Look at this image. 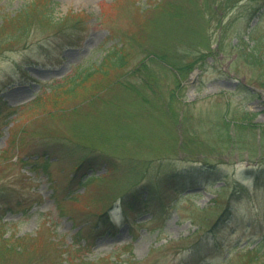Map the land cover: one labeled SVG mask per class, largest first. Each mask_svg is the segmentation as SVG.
Instances as JSON below:
<instances>
[{"label":"rangeland","instance_id":"rangeland-1","mask_svg":"<svg viewBox=\"0 0 264 264\" xmlns=\"http://www.w3.org/2000/svg\"><path fill=\"white\" fill-rule=\"evenodd\" d=\"M29 1L0 0V23L4 16L13 15ZM50 1L54 15L61 16L70 11L83 12L86 23L79 33L69 29H52L37 35L32 33L26 46L18 45L0 54V150L4 145L10 147L9 135L18 131L23 126L22 122L34 113L30 109L27 112L24 110L33 97L47 90L48 85L58 78L70 74L75 67H84L99 60L113 44L121 45L119 32L131 24L135 16V4L145 9L155 0ZM243 8L244 6L239 5L223 19L227 24V51L218 52L215 49L219 29L214 19L208 27L213 48L211 53L208 54L207 49L201 46L205 53L202 59H197L200 47L198 45L195 51L192 44L199 42L201 37L194 32L190 36L193 41L182 42V48L187 52L183 61L191 63V67L185 69L180 89H176L173 84V74L170 71L162 70L155 62H148L157 69V74L154 75L157 76L159 88L156 89L159 93H144L149 97L156 96V103L162 105V108L163 103L174 107L178 115L177 143L190 138L187 136L188 130L199 138V141H195L196 145L191 142L190 146H186L189 151L176 148L166 164L163 162L153 168L148 178L156 180L160 192L165 196L164 201L159 196L148 208L129 211L133 214L127 221L123 220L121 210L113 209L112 219L115 225L105 226L103 219L96 221L89 211L81 212L85 207L83 202H90L88 198L83 201L85 196L82 197L86 187L90 189V186L78 183L73 177L81 176L85 165L73 171L75 159L63 152L66 150L64 147H59L54 142L56 140L31 132L24 138L19 153L11 146L3 159L0 158V185L10 187L6 197L13 201L21 199L20 205L13 210L0 206V224L4 225L0 239L9 234L34 236L40 229L38 233H42L41 238L51 241V235L43 229L51 225L56 235L62 237L61 241L66 244L73 243V235L83 233L89 227L95 236L85 257L92 262L107 256L116 264H127L129 259L146 261V264H183L182 258L187 254V248L181 249V245L187 244L177 240L196 228L191 217L196 207L213 204L217 190L227 184L220 199L221 206L224 205L228 192L240 193H236L238 197L230 214L225 218L221 230L215 234L216 238L223 240L225 246L220 256L206 258L203 262L216 260L228 253L233 254L237 249L228 251L233 245H237L238 249L245 244L248 247L258 245L264 236V188L254 189L250 177H241L240 172L264 162V87H259L258 82L264 78V71L256 64L251 65L245 61L242 56L237 57L235 50L230 51L232 48L228 47V39L235 42L237 35L241 34L243 39H248V45H252L253 41L248 38L247 33L256 23L255 33L264 34V13L260 18L255 16L249 19ZM76 36H80L78 42L75 41ZM68 40L77 43L65 45ZM137 55L140 57H135L131 64L144 58L141 53ZM173 88L174 95H170ZM170 97H177L178 100ZM127 99L125 96L118 101L121 108L128 104L130 100ZM142 108L143 104L138 103L133 105L131 112L142 119L148 115L142 112ZM245 112L247 116L244 115ZM221 116L228 120L221 119ZM237 122H243L245 126L237 127ZM61 123L63 122L52 120L48 125L57 130ZM226 127L234 137L233 140L225 144L217 142L218 137H225L223 131ZM218 131L220 134H215ZM158 138H163L165 143H170V139L172 141L171 135L166 132H162ZM16 154L22 155L27 162L12 164ZM44 159L50 160L46 169L42 168ZM36 162L40 164V168H27ZM24 164L26 166L22 167ZM192 166H213V172L198 177L196 183H187L176 191L158 181L161 175L170 170L176 172ZM104 171L105 166L99 164L94 171L90 169L84 173L99 175ZM114 177H109L108 182L96 179L95 185L91 184L92 190L97 191L92 203L100 204L97 200H101L105 204L109 201V192L123 187V184L113 181L116 179ZM102 186L106 188L107 196L100 193L103 191ZM113 188L115 189L112 190ZM53 193L56 194V201ZM70 200L77 203L73 204ZM57 201L62 204V211L56 208ZM99 208L100 205L93 210L97 212ZM209 236L211 239L214 237ZM161 244L164 246H159ZM262 244L258 252L264 258V241ZM123 246H126L125 249H122ZM157 246L159 248L152 251Z\"/></svg>","mask_w":264,"mask_h":264},{"label":"trees","instance_id":"trees-1","mask_svg":"<svg viewBox=\"0 0 264 264\" xmlns=\"http://www.w3.org/2000/svg\"><path fill=\"white\" fill-rule=\"evenodd\" d=\"M239 5L244 6L243 10L249 19L255 16L260 18L264 13V0H155L145 9L135 4V16L131 24L119 32L121 45L113 44L104 51L99 60L84 67H75L70 74L58 78L48 85L47 90L39 92L31 99L24 110L27 112L30 109L31 113H34L22 122L23 126L18 131L9 135L10 147L13 146L19 153L24 138L31 132L42 134L49 140H56L54 142L59 147L66 149L63 152L75 159L73 171L85 165L82 168V175L73 177L78 183L90 186V189L86 187L82 195L85 196L83 201L88 198L90 202L87 200L83 202L85 207L81 212L89 211L95 216L96 221L103 219L102 222L107 227L115 225L112 215L116 208L124 213V219H129L133 214L129 211L146 209L159 196L164 201L165 196L160 192L156 180L148 177L151 176L155 166L163 162L166 164L167 160L171 159L170 155L175 153L176 148L189 151L186 146H190L191 142L196 145L195 141H199V138L188 130L187 136L191 139L186 138L180 142L181 144L177 143L178 115L174 107L163 103L164 108H162V105L156 103V96L149 97L144 93V91L157 95L159 93L156 89L159 88L155 76L157 69L148 62H155L162 70L170 71L173 74V84L176 89H180L185 69L191 67V63L183 61L187 52L182 48L184 45L182 42L193 41L190 36L194 32L201 37L199 42L191 45L195 51L198 45L200 47L198 49L200 56L197 59H202L205 53L201 46L207 49L208 54L211 53L213 48L208 27L210 21L214 19L219 29L215 49L218 52L227 51L225 44L227 24L223 19ZM83 15V12L70 11L56 16L52 12L50 0H30L13 15L7 14L2 18L0 54L18 45L26 46L32 33L37 35L52 29L61 31L69 29L79 33L86 23ZM256 28L255 23L247 33L248 38L253 41L252 45H248V39L245 40L241 34H238L235 42H230L228 39V47L232 48L230 51H236L237 57L242 56L245 61L251 65L256 64L264 71V58H261L264 56V34H256L254 31ZM79 38L80 36H76L75 41L78 42ZM214 39L216 40V36ZM75 41L68 40L64 44L74 45L77 43ZM138 53L143 54L144 58L131 64V61L139 56ZM133 76L135 78H132ZM258 82L259 87H264V78ZM174 89L171 90L170 95H174ZM125 96L130 101L121 108L118 101ZM170 98L178 100L177 97ZM138 103L143 104L142 112L148 114L142 119L131 112L133 105ZM118 107H120L119 112ZM52 120L63 122L60 129L55 130L56 128L48 125ZM237 123H239L236 124L237 127L245 126L243 122ZM162 132L171 135L170 143L158 138ZM223 133L225 137L222 139L218 137L217 142L225 144L233 140L234 137L227 127L224 128ZM158 142L161 144L156 146ZM10 147L4 145L0 150V158L5 156ZM15 156L12 164L27 162L22 155ZM49 161L44 159L42 168L46 169ZM99 164L105 166L104 172L99 175L84 173L90 169L94 171ZM25 166L26 164L22 167ZM211 167L192 166L176 172L170 170L161 175L158 181H162L165 186L169 185L171 190L176 191L187 183H196L198 177L212 173ZM27 168H40V164L36 162ZM111 176H115L116 179L113 181L123 184V187L115 192H109L111 195L108 194L109 201L105 204L101 200H97L100 204L92 203L96 196L94 193L97 191L92 190L91 184L95 185L96 179L108 182ZM240 176H249L254 189L264 188V162L261 161L254 167L244 169L240 172ZM227 187V184H223L221 189L217 190L213 204L196 207L191 215L196 228L189 235L179 237L177 240L187 244L181 245V249L187 248V254L182 258L183 264H264V258H261L258 252L263 245L264 236L258 245L248 247V244H245L240 249L236 248L237 245H233L228 248L229 252L237 249L233 254L228 253L227 256L216 260L203 262L206 258L220 256L225 246L223 240L216 238L215 234L221 230L225 218L230 214L238 197L236 193H240L228 192L224 205L221 206L220 199L223 190L225 191ZM9 188L0 185V206H7L6 209L13 210L20 205L21 199L9 200L6 197ZM100 193L107 196L106 188L103 187ZM52 196L56 201V194L53 193ZM60 203L57 201L56 208L62 211ZM72 203L75 204L77 201ZM115 203L119 205L115 207ZM99 205L101 208L95 212L93 209ZM3 226L0 224V232ZM43 229L51 235V241L48 238H41L42 233H38L40 229L34 236L9 234L0 239V264H116L107 256L97 258L93 262L91 259H86L85 256L90 251L95 236L89 227L83 233L74 234L73 243L66 244L65 241H61L63 238H59L53 231V226L49 225ZM209 235L215 236L211 239ZM159 246L152 251L157 250ZM125 247L123 246L122 249ZM126 262L146 264V261L131 259Z\"/></svg>","mask_w":264,"mask_h":264}]
</instances>
